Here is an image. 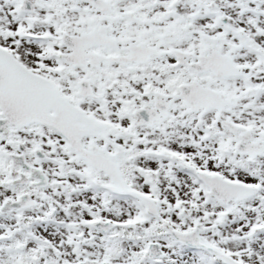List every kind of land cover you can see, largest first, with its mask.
<instances>
[{
	"label": "snow or ice",
	"instance_id": "snow-or-ice-1",
	"mask_svg": "<svg viewBox=\"0 0 264 264\" xmlns=\"http://www.w3.org/2000/svg\"><path fill=\"white\" fill-rule=\"evenodd\" d=\"M0 264H264V0H0Z\"/></svg>",
	"mask_w": 264,
	"mask_h": 264
}]
</instances>
